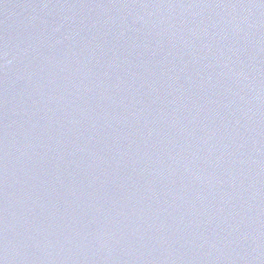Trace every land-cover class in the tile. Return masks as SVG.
<instances>
[{"label":"water","instance_id":"95a60500","mask_svg":"<svg viewBox=\"0 0 264 264\" xmlns=\"http://www.w3.org/2000/svg\"><path fill=\"white\" fill-rule=\"evenodd\" d=\"M0 264H264V0H0Z\"/></svg>","mask_w":264,"mask_h":264}]
</instances>
